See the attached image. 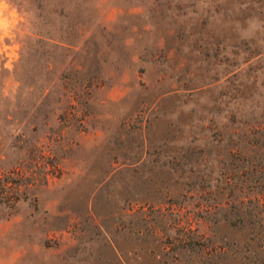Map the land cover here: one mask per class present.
<instances>
[{"label":"rangeland","instance_id":"1","mask_svg":"<svg viewBox=\"0 0 264 264\" xmlns=\"http://www.w3.org/2000/svg\"><path fill=\"white\" fill-rule=\"evenodd\" d=\"M0 264H264V0H0Z\"/></svg>","mask_w":264,"mask_h":264}]
</instances>
